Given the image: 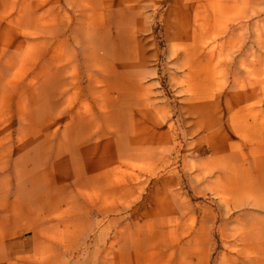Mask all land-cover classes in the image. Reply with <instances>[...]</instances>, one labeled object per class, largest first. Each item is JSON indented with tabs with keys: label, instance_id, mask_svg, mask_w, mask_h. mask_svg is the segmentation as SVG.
Returning <instances> with one entry per match:
<instances>
[{
	"label": "rangeland",
	"instance_id": "1",
	"mask_svg": "<svg viewBox=\"0 0 264 264\" xmlns=\"http://www.w3.org/2000/svg\"><path fill=\"white\" fill-rule=\"evenodd\" d=\"M261 89L264 0H0V264H264Z\"/></svg>",
	"mask_w": 264,
	"mask_h": 264
},
{
	"label": "bare ground",
	"instance_id": "2",
	"mask_svg": "<svg viewBox=\"0 0 264 264\" xmlns=\"http://www.w3.org/2000/svg\"><path fill=\"white\" fill-rule=\"evenodd\" d=\"M236 93L238 95L235 96V99H238L239 100V102H238V108L234 110V111H236L235 113H234V111H230V112H233V113H230L229 117L227 118V122L228 123L231 122L233 124H234L235 116L240 115L241 113H244L247 110L248 106H247V104H244L246 101L253 100V102H256V104H259L260 101L264 99V89H261V90H259L257 92H254L253 93V96H251V97H248V93H246V92L240 91V92H236ZM121 95H122V98H121V101H122L121 102V107H123V109L129 110V108L132 107L133 105H137L136 104V101H137L136 99L125 98V96H124L123 93ZM220 98H221V95H220ZM225 99L228 101L227 94L225 95ZM146 104L152 106L153 105V101L152 100H149V101H147ZM135 107H137V106H135ZM165 123H168V121L165 120V121L159 123V125L164 126ZM237 132L243 135V133L239 129H237ZM169 134H170V132L167 129H163L159 133L156 132V131H154V135H152V138L150 139V141L152 142L151 143V147H154L153 146L154 144H158V143H161V142L165 141L164 139L165 138H168ZM156 142H158V143H156ZM248 143H249V141L247 139L245 140L244 137H243V141L241 143L235 142L233 144L247 146ZM216 147H219V146L217 145ZM145 158L146 159L149 158V159H153V160L155 159V157H154L153 154L148 155V156H145ZM99 213L101 215H104L105 216L106 214H108V211L102 210ZM99 213H97V214H99ZM61 224H62L61 222H56V223L50 224L47 227V232L48 233H52V232L58 231V229L61 227ZM21 227L22 226L18 223L16 229L17 230L18 229L20 230Z\"/></svg>",
	"mask_w": 264,
	"mask_h": 264
}]
</instances>
